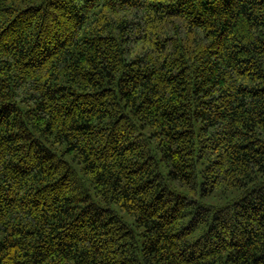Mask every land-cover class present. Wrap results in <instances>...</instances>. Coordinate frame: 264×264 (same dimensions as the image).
<instances>
[{
  "label": "trees",
  "instance_id": "16d2710c",
  "mask_svg": "<svg viewBox=\"0 0 264 264\" xmlns=\"http://www.w3.org/2000/svg\"><path fill=\"white\" fill-rule=\"evenodd\" d=\"M0 264H264V0H0Z\"/></svg>",
  "mask_w": 264,
  "mask_h": 264
}]
</instances>
